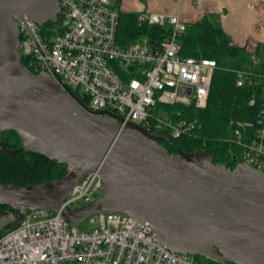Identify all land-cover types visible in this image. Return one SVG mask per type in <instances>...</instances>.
I'll return each instance as SVG.
<instances>
[{"label":"water","instance_id":"1","mask_svg":"<svg viewBox=\"0 0 264 264\" xmlns=\"http://www.w3.org/2000/svg\"><path fill=\"white\" fill-rule=\"evenodd\" d=\"M64 22L57 0H0V152L30 151L65 165L41 184H0V234L35 209L57 212L87 175L97 172L101 195L62 213L69 225L98 214L122 213L169 251L221 264H264V172L242 160L215 164L203 151L170 154L171 144L107 111H94L56 77L35 75L21 63L18 23ZM21 146L8 149L1 133Z\"/></svg>","mask_w":264,"mask_h":264},{"label":"built area","instance_id":"2","mask_svg":"<svg viewBox=\"0 0 264 264\" xmlns=\"http://www.w3.org/2000/svg\"><path fill=\"white\" fill-rule=\"evenodd\" d=\"M122 1L57 0L64 29L51 37H44L41 27L24 17L18 23L20 59L26 60L29 72L58 77L72 92L80 91L90 109L119 116L120 130L133 122L153 134L167 131L179 137L188 127L185 122L173 123L165 108H204L217 63L179 55L178 37L186 23L178 14L138 17L142 24L168 29L159 45L141 38L119 46L115 38ZM235 73L236 86L255 87L260 108L255 125L230 121L223 141L239 150V160L264 172V75L253 66ZM255 100L251 98L249 106ZM100 195V178L94 172L72 189L57 212L28 211L15 229L0 234V264H199L194 255L169 251L122 213L87 217L95 225L89 232H79L77 225L64 220L62 213L74 210L72 205L91 204Z\"/></svg>","mask_w":264,"mask_h":264},{"label":"trees","instance_id":"3","mask_svg":"<svg viewBox=\"0 0 264 264\" xmlns=\"http://www.w3.org/2000/svg\"><path fill=\"white\" fill-rule=\"evenodd\" d=\"M118 21L115 40L121 47L141 38H147L150 44L157 46L168 32L165 27L140 23L137 13L119 10ZM62 24L63 22L60 21L47 22L41 27V33L44 37L55 36L53 35L55 32L56 35L60 34L64 29ZM178 44L181 57L213 59L218 68L204 108L197 109L193 105L165 108L173 123L185 122L188 128L179 137H174L167 131L162 132L171 144L162 140L158 143L162 144L170 154H176V149L183 153L203 151L213 158L215 164L234 168L235 161L240 157L239 150L223 141V138L230 133L229 122L236 120L255 125L260 108L255 87L247 83L236 86L235 71L248 68L243 64L245 59L241 56V49L230 43L224 30L209 16L186 23L185 31L178 37ZM20 60L26 67V60L23 58ZM254 71L264 75V65L254 68ZM73 92L83 104L86 106L89 104V99L79 94L77 89ZM251 98L256 99L253 106L248 104ZM1 139L7 144L8 149H17L21 146V138L14 131L2 132ZM64 170L65 165L38 153L23 151L11 156L0 152V184L19 186L41 184L59 178ZM0 208L13 212L7 206ZM194 257L196 260L202 258L198 255ZM206 261L208 264H221Z\"/></svg>","mask_w":264,"mask_h":264},{"label":"crops","instance_id":"4","mask_svg":"<svg viewBox=\"0 0 264 264\" xmlns=\"http://www.w3.org/2000/svg\"><path fill=\"white\" fill-rule=\"evenodd\" d=\"M147 4L144 8L137 6L136 11H123L128 8L130 1L123 0L119 10L132 13H166L178 14L182 19L181 9L185 0H144ZM196 12H191L182 20L191 23L200 20L204 16H216L219 26L230 39V43L240 49L259 47V42L264 40V0H186ZM124 2V3H123ZM138 3V0H136ZM147 11V12H146ZM212 17V16H211ZM229 30H226L224 26ZM238 30V32H236ZM249 30L247 39H243V32ZM240 34V35H239ZM254 36V37H253Z\"/></svg>","mask_w":264,"mask_h":264},{"label":"rangeland","instance_id":"5","mask_svg":"<svg viewBox=\"0 0 264 264\" xmlns=\"http://www.w3.org/2000/svg\"><path fill=\"white\" fill-rule=\"evenodd\" d=\"M126 1H130L131 5H129V7L126 8V7H122L123 4L122 5L120 4L121 5L120 9L123 10V11H136L137 12L138 10H136V9H137L138 5H141V7H143V8L145 6H147V4H146V2L144 0H138V3H136V0H126ZM120 5H119V7H120ZM177 5L180 6V0H179ZM123 6H125V4ZM181 11H182L181 15H182L183 18L186 15H189V13H191V12L192 13L196 12L186 0L183 3V7H182ZM142 14H147V13H140V14H138V17L140 15H142ZM211 16L214 19V22H216V23L219 22L218 18L216 16H213V15H211ZM211 16H209V17H211ZM182 19H181V21H183ZM223 26H224V28L226 30H228L225 27V25H223ZM236 32H238V30H236ZM243 33L244 34H242V35L239 34L240 36H242L243 39H247L248 40V36L249 35L252 36V34H250L249 30L244 31ZM53 35H56V32L53 33ZM257 45H259V47H254V48H251V49H248V48L244 47V49H241V56H243L244 59H245V62L243 63L245 67L251 68L253 66L254 68H259L262 65H264V40L259 42ZM238 61H239V59H238ZM254 61H255V63H254ZM248 68L247 69H243V70L247 71ZM78 93L80 94V91H78ZM83 205H85L84 202L83 201H79L76 204L72 205L71 208L72 209H77V208H80ZM76 227H77V230L79 232H89L95 227V225L91 224L88 219H85L80 224H78ZM197 263H199V264H208L207 261L205 259H203V258H199L197 260Z\"/></svg>","mask_w":264,"mask_h":264},{"label":"bare ground","instance_id":"6","mask_svg":"<svg viewBox=\"0 0 264 264\" xmlns=\"http://www.w3.org/2000/svg\"><path fill=\"white\" fill-rule=\"evenodd\" d=\"M120 131H121V130H120ZM23 218H24V217H23ZM23 218H22V219H23ZM22 219H21V221H22ZM21 221H20V222H21ZM14 229H15V228H14ZM7 230H11L10 227H8L5 231H7Z\"/></svg>","mask_w":264,"mask_h":264},{"label":"flooded vegetation","instance_id":"7","mask_svg":"<svg viewBox=\"0 0 264 264\" xmlns=\"http://www.w3.org/2000/svg\"><path fill=\"white\" fill-rule=\"evenodd\" d=\"M0 210H2V211H6L7 209H6V208H0ZM8 211H10V210H8Z\"/></svg>","mask_w":264,"mask_h":264}]
</instances>
